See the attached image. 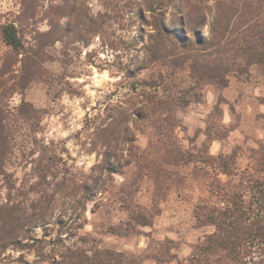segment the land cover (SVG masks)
Listing matches in <instances>:
<instances>
[{"label": "rangeland", "instance_id": "rangeland-1", "mask_svg": "<svg viewBox=\"0 0 264 264\" xmlns=\"http://www.w3.org/2000/svg\"><path fill=\"white\" fill-rule=\"evenodd\" d=\"M212 4L0 0V25L13 22L28 52L23 61L7 58L0 41L8 70L0 88V264H59L68 247L155 264L152 249L166 238L176 255L167 264L187 263L192 245L214 229L194 217L197 203L212 200L194 159L235 150L242 169L264 140L256 65L217 87L196 84L187 65L172 72L150 58L155 45L177 40L172 27L206 34ZM156 98L169 110L150 114Z\"/></svg>", "mask_w": 264, "mask_h": 264}, {"label": "trees", "instance_id": "trees-1", "mask_svg": "<svg viewBox=\"0 0 264 264\" xmlns=\"http://www.w3.org/2000/svg\"><path fill=\"white\" fill-rule=\"evenodd\" d=\"M211 8L213 17L206 34L188 29L190 35L186 36L184 26L172 27L169 32L177 40L164 39L154 46L150 58L172 72L187 65L196 84L225 87L231 72L247 73L251 65L264 76V0H213ZM0 41L9 48L7 58L14 55L17 59L22 54L23 61L28 54L13 22L0 25ZM6 68V63L0 64V88ZM150 103L147 110L152 115L169 110L171 104L157 98ZM214 110L219 111V106ZM1 126L0 121V150L5 143ZM249 153V162L242 169L236 166L235 150L194 159V176L206 181L212 199L197 203L194 217L199 226L212 225L214 229L192 245L187 263L178 260L177 264H264V140L257 148H249ZM188 156L191 154L185 150L178 152L183 163L189 162ZM208 168L216 171V176L211 177ZM156 244L160 248L153 247L150 254L155 264L176 259L171 252L173 240L166 238ZM61 257L59 264H143L140 254L106 248H95L88 255L68 247Z\"/></svg>", "mask_w": 264, "mask_h": 264}]
</instances>
